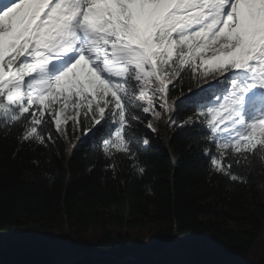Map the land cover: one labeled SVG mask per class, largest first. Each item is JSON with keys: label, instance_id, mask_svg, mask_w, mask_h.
I'll use <instances>...</instances> for the list:
<instances>
[{"label": "trees", "instance_id": "obj_1", "mask_svg": "<svg viewBox=\"0 0 264 264\" xmlns=\"http://www.w3.org/2000/svg\"><path fill=\"white\" fill-rule=\"evenodd\" d=\"M181 75L169 86L175 103L166 143L160 119L167 110L143 113L139 89L129 90L127 109L157 129L145 123L125 135L132 155L104 153L102 141L114 138L110 122L65 163L67 139L87 125L69 120L61 134L53 123L42 145L24 140L15 109L0 103V264H264V145L225 150L222 165L231 154L235 181L210 165L205 153L219 155L209 139L217 134L200 110L213 106L233 77L189 96L212 78L187 67Z\"/></svg>", "mask_w": 264, "mask_h": 264}, {"label": "snow or ice", "instance_id": "obj_2", "mask_svg": "<svg viewBox=\"0 0 264 264\" xmlns=\"http://www.w3.org/2000/svg\"><path fill=\"white\" fill-rule=\"evenodd\" d=\"M182 3L14 0L0 10V103L15 109L17 126H26L22 138L45 144L44 131L51 132L53 123L56 132L64 133L61 118L72 127L87 125L89 131L111 122L114 138L102 141L104 153L116 148L132 155L125 135L145 123L153 132L157 129L151 119L127 109L130 89H139L143 113L159 117L171 111L168 93H174L175 85H168L177 78L182 81L186 67L193 75L202 70V76L214 80L243 72L245 83L232 79L222 99L200 110L211 133L217 134L209 139L219 155L205 153L210 165L235 181L231 154L227 167L222 165L225 150L264 145V110L247 114L254 90L264 92V48L258 47L264 6L219 0L205 7L201 17H189L178 13ZM64 57L72 58L70 66L49 76L50 65ZM223 133L227 142L216 143ZM143 143L150 146L147 138Z\"/></svg>", "mask_w": 264, "mask_h": 264}, {"label": "rangeland", "instance_id": "obj_3", "mask_svg": "<svg viewBox=\"0 0 264 264\" xmlns=\"http://www.w3.org/2000/svg\"><path fill=\"white\" fill-rule=\"evenodd\" d=\"M260 31L264 32V31H263V30H261V29H260ZM1 35H2V34H1ZM0 42H1V40H0ZM261 44H263V43H261ZM243 76H244V78H246V81H247V76H246V74H245V73H244V75H243ZM246 81H245V82H246ZM245 82H244V83H245ZM61 120H62V123H65V122L63 121V118H61ZM67 140H68V145H71V143L73 142V139H71V138H68ZM0 245H1V246H4V245H2V244H0Z\"/></svg>", "mask_w": 264, "mask_h": 264}, {"label": "bare ground", "instance_id": "obj_4", "mask_svg": "<svg viewBox=\"0 0 264 264\" xmlns=\"http://www.w3.org/2000/svg\"><path fill=\"white\" fill-rule=\"evenodd\" d=\"M176 0H172L173 3H175ZM253 2H257L258 0H252ZM0 40H1V43L3 41V34L1 35L0 34Z\"/></svg>", "mask_w": 264, "mask_h": 264}]
</instances>
